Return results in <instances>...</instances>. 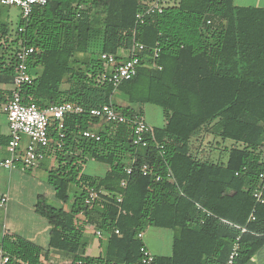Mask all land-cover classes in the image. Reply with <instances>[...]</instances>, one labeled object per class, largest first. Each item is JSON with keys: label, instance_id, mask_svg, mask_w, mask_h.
I'll return each instance as SVG.
<instances>
[{"label": "trees", "instance_id": "16d2710c", "mask_svg": "<svg viewBox=\"0 0 264 264\" xmlns=\"http://www.w3.org/2000/svg\"><path fill=\"white\" fill-rule=\"evenodd\" d=\"M145 2L47 0L19 20L14 34L0 9V85H13V47L23 42L35 49L25 101L32 98L40 109L73 103L85 111L65 117L59 167L49 174L61 206L44 199L36 205L51 226L49 250L72 254L71 264H142L145 244L138 235L153 227L173 231L174 238L172 255L155 256L152 264H225L239 237L235 264H247L264 246V204L253 197L264 147V8L236 6L235 0H172L163 14L140 23ZM135 43L149 56L159 46L162 70L141 69L117 90L101 82L107 70L102 54L122 59ZM117 95L128 106L118 105ZM10 96L0 94L1 108ZM149 104L164 110L167 124L154 128L145 148L134 146L131 125L90 115L105 105L127 117L143 115ZM57 128L50 129L53 145L60 140ZM203 128L235 142L226 166L191 154V140ZM87 130L100 140L84 138ZM5 144L9 140L0 147ZM89 160L108 165L106 176L85 175ZM144 165L152 175L142 174ZM89 189L104 193L92 206L86 204ZM254 209L256 220L249 221ZM88 225L103 234L97 257L87 255ZM0 244L11 264H43V249L30 241L5 236Z\"/></svg>", "mask_w": 264, "mask_h": 264}, {"label": "built area", "instance_id": "2783aa9c", "mask_svg": "<svg viewBox=\"0 0 264 264\" xmlns=\"http://www.w3.org/2000/svg\"><path fill=\"white\" fill-rule=\"evenodd\" d=\"M172 0H146L145 8L137 15V20L144 23L149 17L161 15L169 6ZM47 0H0V5L4 7L16 6L20 9L21 19H29L35 7L44 6ZM23 31V29H20ZM17 59L16 75L13 81L11 96L6 104L3 105L10 131V141L7 146L9 155L1 162V167L13 170L22 168L25 170L37 167L48 155H56L63 148L62 140L65 138L63 133L64 119L68 115H78L84 113V109L73 103L52 104L45 109H40L32 100L25 101L23 87L33 82V76L30 73L29 64L35 53L33 47H29L23 42L14 47ZM161 54L159 46L156 47L152 56L146 53V48L140 43H135L122 59L114 54H102L101 60L106 65L107 70L101 77V82L112 85L117 90L124 82L134 79L141 69L162 70V66L157 63ZM90 115L108 123L129 124L133 130V144L136 147H148L149 139H154V129L147 123L144 116L136 113L132 117H127L120 113L111 105H105L101 108H95L90 111ZM57 124L60 132V140L53 142L50 137V129ZM84 138L100 140V137L89 130L82 133ZM260 163L262 171L259 174L258 187L253 192V197L257 205L264 204V147L260 150ZM246 168H244L245 170ZM132 167L127 168V174H132ZM144 176L152 175L153 170L149 165H144L141 169ZM238 175V173L236 174ZM167 179L173 180V174L169 171ZM162 175L156 176V181H162ZM125 186V183H122ZM86 204L92 206L103 192H97L93 189L88 190ZM2 203L7 202L4 197ZM122 197L118 198V202ZM255 211L253 210L249 221H255ZM242 233L247 232L246 227H239ZM119 234L118 231H116ZM96 238H103L100 231L95 232ZM138 239L144 241V233L138 235ZM239 241L237 239L233 250L225 264H235L239 256ZM142 264H152L155 256L144 245L141 248ZM12 256L0 245V264H11ZM21 264H27L22 263ZM51 264V263H46Z\"/></svg>", "mask_w": 264, "mask_h": 264}, {"label": "crops", "instance_id": "0c3cea01", "mask_svg": "<svg viewBox=\"0 0 264 264\" xmlns=\"http://www.w3.org/2000/svg\"><path fill=\"white\" fill-rule=\"evenodd\" d=\"M236 6L241 7H259L264 8V0H235ZM21 19V17H20ZM12 86L0 85V94L2 92L11 91ZM2 99V98H1ZM114 97V101H115ZM116 102V101H115ZM118 105L125 107L128 106V103L123 100L121 97L116 102ZM0 105L2 103L0 102ZM4 105V104H3ZM150 105V104H149ZM146 105V106H149ZM146 106L143 110V116L147 123L154 128H164L167 124L166 117L163 113V120L160 123H155L149 118L146 113ZM154 106V105H151ZM157 107V106H156ZM3 108V106H2ZM0 106V113L2 117H0V137H4L5 139H0V142L4 143L8 140L10 141V131L8 126V120ZM133 108L136 111H139L140 105H135ZM220 140L221 142L231 141V140H222L218 135L214 132L210 131L209 128H203L199 134L194 136L191 140L190 144V152L191 154L199 160L209 161L215 164L226 166L228 164L230 151L236 146L235 142L231 141L232 144L230 147L225 146L226 158H220L216 153H213L208 148L211 144L215 143V141ZM199 141L200 147H195V142ZM210 144V145H209ZM8 145H3L0 147V164L1 162L8 157L9 152L7 150ZM199 148V149H198ZM205 155L207 157H205ZM108 166V165H107ZM59 167L58 160L56 155H48L46 159L41 162L37 167L32 169H22L17 168L13 170H8L0 165V242L4 239L5 236L9 237H20L27 241H30L43 249V254L41 255V262L43 264L51 263V264H71L73 261V255L65 252H61L58 250H49L50 244V230L51 226L46 218H44L41 214H39L36 210L37 203L44 199L49 204L51 203L50 199L57 200L55 197V191L51 184L49 183V174L54 173ZM85 165L83 168V173L87 175L85 172ZM110 168H108L106 174L109 172ZM38 172L40 174L39 180L44 181L47 184V191L42 190V192H36L35 190H31V179L34 176V173ZM92 177H101L98 175H88ZM106 175L102 176L105 177ZM37 179V177H36ZM46 179V180H44ZM52 190L50 189V187ZM30 192H28V190ZM6 197L7 202L2 203V199ZM74 201L71 200V203ZM52 205V204H51ZM67 211H69V205L64 206ZM83 216L80 215V220H83ZM157 231L156 237L158 242L152 243L149 239H147L148 231L144 232V244L150 250V252L154 256H164L169 257L173 253V240H172V250L171 253L168 254V250L166 252V247L163 244V235L160 233L163 229L154 228ZM97 230L95 227L88 225L86 227V234L89 237V242L87 246V255L92 257H97L100 254L98 249V239L95 237V232ZM174 238V236H173ZM1 245V244H0ZM9 253V252H8ZM47 254V255H46ZM247 264H264V246L255 254V256L247 263Z\"/></svg>", "mask_w": 264, "mask_h": 264}, {"label": "rangeland", "instance_id": "374dc122", "mask_svg": "<svg viewBox=\"0 0 264 264\" xmlns=\"http://www.w3.org/2000/svg\"><path fill=\"white\" fill-rule=\"evenodd\" d=\"M0 9H2V11H3V17L2 18L10 25L11 33L14 34L16 31L18 22L20 20V17H21L20 9L16 6H13V7H4L3 6L2 8L0 6ZM13 51H14V47H13ZM79 57H80V59H81V57L83 59V56H79ZM115 99H116L115 101L118 102V100L120 99V96H118V95L115 96ZM145 109H146V113L148 114L149 118H151V120L154 121L155 123H160L163 120L164 110L162 108L149 105V106H146ZM0 117H2L1 113H0ZM231 144H232L231 141H226L223 143L218 139L217 141H215V143H213L211 145L209 144L210 147L208 149L210 151H212L213 153H216L218 157L220 155V158H226L225 157L226 153L224 151L225 146L230 147ZM194 145H195V147L196 146L200 147L199 141L195 142ZM205 157H207V156L205 155ZM108 168H109V166H107L105 164L98 163L94 160H89L85 165L84 172L87 175H98V176L102 177V176L106 175ZM36 177H37V179H36ZM39 177H40V174L38 172H36V173H34L33 178H30L31 179V182H30L31 183V185H30L31 190H35L37 193L38 192L41 193L42 190H45V192H48L47 191V184H45L44 181H40ZM44 180H46V179H44ZM51 187H50V189L52 190ZM27 190H28V192H30L29 189H27ZM70 195H71V200H73L74 199L73 193H70ZM50 200H51L50 204H52L53 206H56V207L61 206V202H59L57 200L52 201V199H50ZM0 228L3 229L2 226H0ZM146 231H148L147 239H149L153 244L157 243L158 240L156 237V232H154L157 230H155L153 227H150ZM160 233H162V235H163V244H164V247H166V252L168 250V254H170L171 250H172V240H173V235H174L173 231L163 229Z\"/></svg>", "mask_w": 264, "mask_h": 264}]
</instances>
